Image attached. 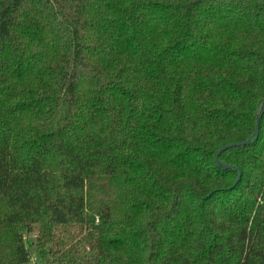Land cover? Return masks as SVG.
<instances>
[{"label": "trees", "instance_id": "trees-1", "mask_svg": "<svg viewBox=\"0 0 264 264\" xmlns=\"http://www.w3.org/2000/svg\"><path fill=\"white\" fill-rule=\"evenodd\" d=\"M262 99L264 0H0V264H264Z\"/></svg>", "mask_w": 264, "mask_h": 264}, {"label": "water", "instance_id": "water-1", "mask_svg": "<svg viewBox=\"0 0 264 264\" xmlns=\"http://www.w3.org/2000/svg\"><path fill=\"white\" fill-rule=\"evenodd\" d=\"M263 109H264V99H262V101L260 102V109H259L260 113L263 111ZM257 123H258V118H257V120H256V126H255V131H254V133H253L252 136H251L250 138H248L246 141H244V142H240V143H235V144L226 145V146L220 148V149L216 152V154H215V156H214V161H215L216 165H219L218 162H217V156L219 155L220 152H222V151H224V150H226V149H228V148H231V147H237V146H245V145H249V144L252 142V139L256 137Z\"/></svg>", "mask_w": 264, "mask_h": 264}, {"label": "rangeland", "instance_id": "rangeland-1", "mask_svg": "<svg viewBox=\"0 0 264 264\" xmlns=\"http://www.w3.org/2000/svg\"><path fill=\"white\" fill-rule=\"evenodd\" d=\"M32 259H33V263L32 264H42L40 262H37V260L35 259V257H32Z\"/></svg>", "mask_w": 264, "mask_h": 264}, {"label": "built area", "instance_id": "built-area-1", "mask_svg": "<svg viewBox=\"0 0 264 264\" xmlns=\"http://www.w3.org/2000/svg\"><path fill=\"white\" fill-rule=\"evenodd\" d=\"M33 263V259L30 261V264H32Z\"/></svg>", "mask_w": 264, "mask_h": 264}]
</instances>
